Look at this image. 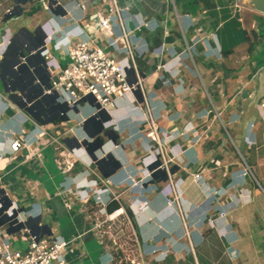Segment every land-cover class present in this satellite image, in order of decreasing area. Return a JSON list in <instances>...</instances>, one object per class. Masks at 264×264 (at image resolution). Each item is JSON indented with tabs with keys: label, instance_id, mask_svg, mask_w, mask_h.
<instances>
[{
	"label": "crops",
	"instance_id": "obj_1",
	"mask_svg": "<svg viewBox=\"0 0 264 264\" xmlns=\"http://www.w3.org/2000/svg\"><path fill=\"white\" fill-rule=\"evenodd\" d=\"M49 1L51 0H0V6H8L5 14L9 9L14 10L10 5L12 2L14 5L22 4L23 14L30 17L28 24L30 22L34 28L33 32L37 31L40 40L49 35L54 36V40L47 41L51 57H38L48 71H52L57 65L65 67L69 63L68 47L78 34L83 31L91 35L102 34L98 29L99 19L106 18L114 1L124 10L127 28L133 30L143 23L148 24L147 28H143L141 33L136 32L133 37L134 44L141 49V56L136 58L137 67L145 84H148L145 99L142 94L134 92L125 98H118L110 113L105 112L106 121L111 125L106 128L114 130L116 125L118 130H114L119 138L115 142L105 140L104 149L99 145L87 144L82 149H76L61 142H51L50 137L40 133L39 127L55 132L60 125H68L69 122H64L58 116L52 117L51 113L50 117L45 116L44 119V101L38 103L42 105L40 109L37 107L34 110L37 117L42 118L41 121L37 120L26 108H22L17 98L11 97L13 89L8 87L10 95L5 92L0 79V156L3 157L0 158V188L5 190V193H0L2 202L7 203L9 200L15 203L20 212L40 214L39 226L44 230L43 226H47L50 230V233L45 230L46 235L55 234L72 241L67 254L71 264V254H76V249L71 246L80 241L82 252H78V264H110L109 256L100 250L102 243L91 230V218H85L82 210L76 211L74 206L83 201V196L89 199L93 189L102 193L105 202L103 201L101 210L106 209L108 212L105 205L108 206L113 201L118 204L121 202L113 200L115 194L112 197L104 187L119 184L126 190L122 197H130L134 204L127 212H131L130 220L146 251L143 264H237L244 257L243 253L246 254L247 261L241 260L243 264H264V192L259 190V186L264 183V111L260 106L264 102V13L257 11L250 0H242L241 9L234 6L235 0H56L63 6L66 14L55 16L50 13V19L43 17V9L37 10L34 7L42 2L50 12ZM82 5L86 9L83 10ZM18 13L19 9L16 8L14 14ZM85 15L88 20L79 24L75 18ZM103 32L114 36L110 30L103 29ZM7 36L8 31L3 38L5 42ZM19 39L18 37L17 42ZM188 45L192 47L193 54L188 51ZM4 48H0V62L4 60L6 75L10 70L9 60L18 47L14 44L3 58ZM150 77L153 78L151 82L148 80ZM199 78L205 81L211 90L209 96L212 95L217 103L215 114L227 118V130L231 126L233 128L234 124L238 125L235 127L238 138L235 139L245 146V154L249 155L250 162L257 164L255 176L258 187L252 186L251 178L246 180V176L242 174L228 176L229 165L225 166L222 176L212 182L208 171L203 173L199 170L200 177L203 178L200 183L192 174V177L188 174L181 175L176 184L183 201L181 217L175 207L168 205L172 195L171 188L159 183H151L154 186L146 187L144 191L138 187L133 188L131 179L124 173L118 175L119 170L106 177L109 170L103 168L102 158L109 156L115 163L119 161L125 173L132 171L131 166L143 164V160L146 162V157L141 159L140 156L145 153L143 149L147 148L142 145L143 135L151 132L152 127L145 111L138 105L144 106L143 102L147 101L150 102L148 112L152 117L155 114L156 121L164 129L180 122H171L169 117L174 118V111L180 112L181 107L183 108L182 123L187 126V131H191L186 135L187 141L183 139L180 142L185 150L183 161L188 165L195 162L194 169L191 168L195 171L201 163L200 157L204 149L203 145L196 147L191 141L197 137V125L214 113L209 108L208 99L204 106L202 103L196 104L197 100L201 102L204 99L199 89ZM46 81L43 78V82ZM166 83L169 85H165ZM174 88L181 93L175 92ZM211 99L213 100L212 97ZM193 100L195 105L190 103ZM238 100L241 101L237 107L239 112L236 113L234 105ZM171 101L174 106L169 105ZM226 101L228 103L225 104ZM227 105L230 106L226 111L224 108ZM83 106V109L72 113L74 120L80 121L93 116L94 108L85 104ZM234 120L236 122L232 123ZM95 126L98 133L99 124L96 120L89 123L86 132L91 135L96 131ZM113 134L111 136L114 137ZM14 135L21 140L25 139L27 144L18 153L12 152L10 148L9 137ZM130 135L132 143L137 146L134 147L127 141L124 143L123 139ZM221 137L224 138H221L223 142L219 148L225 151L228 158L219 153L212 162L217 163L223 159L228 164L233 150H230L225 140L227 137ZM206 145L207 152L214 149L212 142ZM79 161L86 164L87 168L81 170ZM151 161L152 159L148 163ZM83 187L89 190L80 192ZM224 187L228 189L225 190ZM207 188L210 192L213 188V193L207 194ZM217 190H221L219 201H215L213 196ZM235 191L239 194L230 197ZM208 195H212V203L205 200ZM225 198L226 202L223 201ZM213 212L215 216L209 228L215 230L217 238L213 240L211 251L201 250L199 256L196 248L201 249L210 238L203 236L201 230L209 223L205 218ZM221 212H226L225 218L220 216ZM258 215L261 225L254 222ZM184 225L187 231L184 230ZM5 226H0V234L6 229ZM8 229L9 227L7 232ZM160 245L166 246L168 254L152 256L149 252L153 246Z\"/></svg>",
	"mask_w": 264,
	"mask_h": 264
},
{
	"label": "built area",
	"instance_id": "obj_2",
	"mask_svg": "<svg viewBox=\"0 0 264 264\" xmlns=\"http://www.w3.org/2000/svg\"><path fill=\"white\" fill-rule=\"evenodd\" d=\"M234 3L237 9L243 7L242 0H235ZM60 5L57 1L53 7L58 8ZM81 8L86 9L84 5ZM12 12L13 10L9 9L6 13L12 14ZM86 16L75 19L80 24L88 20ZM26 22L28 25V21ZM98 26L101 35H91L85 31L78 34L68 47L69 63L65 67L57 65L52 71H48L44 63L39 62L38 57H51L47 41L54 40L53 35L40 40L37 31L33 32L29 27L15 32L8 28L7 40L2 41L0 48L5 47L4 58L5 53L9 52L14 44L18 47L9 60L10 70L6 77L11 88L18 87L19 92L16 91V98L20 104L31 106L37 103L41 99V91H44V94L50 97L48 103L44 101L43 109L48 114L46 117H50L52 110L57 109L58 116L69 117L68 122L70 123L74 120L72 118V113L75 114L74 109H83V104L92 106L94 108L92 115L95 116L100 112L110 113L118 98H125L137 91H141L142 96L145 97L143 86L145 79L136 63V58L141 56V49L134 44L133 37L136 32L141 33L143 28H147L148 24L143 23L133 30L127 28L122 10L114 1L106 18L99 19ZM103 29L110 30L114 36H108ZM16 34L18 35L13 41L12 48L8 50L11 39ZM18 37L20 39L17 42ZM188 51L193 54V49L189 45ZM119 53L125 56L119 58ZM25 64L26 67H24ZM43 78L47 81L43 82ZM84 99L88 102L82 103ZM260 106L264 111V102ZM87 119L74 120L71 128L77 125L82 126ZM39 128L42 135L50 133L43 127ZM94 129L96 134V126ZM98 135L97 133L96 136ZM9 139L10 148L14 153L27 147L25 139L21 140L15 135ZM0 158L3 157L0 156ZM215 192V201H217L220 194L219 191ZM101 194L96 193L95 195L99 199ZM2 203L3 205H0L3 209L1 215L4 214L10 218L5 225L14 230V233L1 231L0 264H71L67 254L72 241H67L55 234L46 235L45 230L38 223L40 214L20 212L19 207L13 202L9 206L6 202ZM104 210L108 213L106 209ZM119 210L121 208L108 213V216L113 219ZM220 216L225 218L226 212H221ZM1 218L2 216L0 221Z\"/></svg>",
	"mask_w": 264,
	"mask_h": 264
},
{
	"label": "rangeland",
	"instance_id": "obj_3",
	"mask_svg": "<svg viewBox=\"0 0 264 264\" xmlns=\"http://www.w3.org/2000/svg\"><path fill=\"white\" fill-rule=\"evenodd\" d=\"M10 5L15 7L14 2H12ZM7 7L8 6H5V5L0 6V20L5 17L4 11ZM34 7H35V9L37 8V10L43 9L44 10V13L42 14L43 17L51 19L50 12H48L46 10V7L42 2H38ZM123 11H122V16L125 19ZM26 21H30V17L27 16V14L23 15L18 20H16V18H14V20L11 19L9 22V27L14 32L19 31L21 28H28V27L33 30L34 28L30 25V22L27 25ZM52 22H54V21L52 20ZM1 26H2V24H1ZM119 54H120L119 58H122L125 56L122 53H119ZM153 76H154V74H153ZM148 80H149V82H151L153 80V78L150 77ZM198 82H199V89L204 96L202 98H204V99L201 100V102H199L197 100L196 104L202 103L204 106L206 104V102L208 101L209 106H210L209 107L210 110H212L214 112L212 115H209V117L207 119H205L203 122H201L199 125H197V127L195 129V134H197V137L193 141L190 140L191 143L193 145H195L196 147H199L200 144L203 145L202 146L204 149L203 155L200 157L201 163L198 164V165H202V166L197 165V169L195 171H193L191 168L194 167L195 162L193 164L188 165L187 163H184V161H183L185 150H183V148H182L183 146L181 145L180 142L183 141V139H186V141H187L186 135L188 133H191V131H187V129H186L187 126H185L182 123V120H184V117L182 116V114L184 112L182 110L183 108L181 107L180 112L174 111V113L172 114L173 115L172 117H174V118H171V116L169 117L171 122L177 120V121H180L181 123L179 122L177 125L172 126L171 128L164 129L159 124V122L156 121L157 118L155 117V114L153 113L154 115L152 117L151 114L148 112V111H150V109L148 107V104L150 102L144 101L143 102L144 106H142L143 104H140V105H138V107L145 111V114L149 118V124L152 127V131H153V134H151V132H148L146 134V132H145L146 135L145 134H144L145 136L143 135L144 141H143L142 145L146 146L147 148L143 149V150H145V153L143 155H140V156H141V159L146 157V162L143 160V162H142L143 164H136L134 166H131L132 171L128 172V173L123 172L124 168L118 169L119 170L118 175L124 173V174H126L127 178L131 179L130 184H132L133 188L138 187L140 190L144 191L145 189L154 186L155 183L163 184V185L167 186V188H171L172 189V195H171L170 201H169L170 205L172 207L176 208V210L180 213L181 217H182V214H181L180 210H181V207L183 206L182 205L183 201L181 200V197H180V194L178 193L177 185H176L177 182L180 180L179 178L181 175L185 176L186 174H188L189 176H191V174H192L193 178L198 183H200L203 178L200 177L201 173L199 172V170H202L203 173L208 171V172H210V180H211L210 182H212L214 179L216 180V179L220 178L219 176H222L221 173H223V171L226 170L225 166L229 165V167H228L229 171H227L228 176L232 177V175L237 174V173L242 174V176H246L245 177L246 180L249 177L251 178L252 186L258 187V182L256 180L257 178L255 176V175H257V169H256L257 164L250 162V159L248 157L249 155L245 154V150H246L245 146L242 143L237 142V140L235 139V138H238L237 137V128H235L238 125L234 124L233 128L231 126L232 129L230 128V130H227L226 127H227V125L229 126V124L226 122L227 118L221 117L219 114H215V111L217 112V110H216L217 103H215V99L212 95L209 96V91L211 92V90H209V87L205 84V81L203 79L199 78ZM147 85L148 84H145V81H144V84H143L144 94H146ZM165 85H169V84L166 83ZM172 85L173 84H171V87L173 88ZM174 91L179 92V90H177V88H174ZM136 93L142 94L141 91H137ZM180 93H181V91L179 92V94ZM7 94L10 95L9 93H7ZM211 97L213 98V100L211 99ZM142 98L145 99L144 96H142ZM206 99H208V100L206 101ZM240 101L241 100H238L234 105L236 113L239 112L238 111L239 109L237 107H239L238 104ZM180 103L182 104L183 102L180 101ZM190 103L195 105L194 100ZM226 103H228V102L226 101L225 104ZM169 105L174 106L172 101L169 102ZM228 106H230V105H227V107H225L224 110L227 111ZM179 108L180 107H178V109ZM231 108L232 107H230V109ZM179 113L181 114V117L179 116L180 115ZM95 116L96 117H95V119H93V121L96 120L97 123L99 124V126L101 124H103L104 129H107L106 128L107 126L108 127L111 126L110 123H108L106 121L107 116L104 112H100L99 114H96ZM66 118L67 117L64 116L62 120L64 122L67 121ZM73 122H74V120L71 121L70 124H68L69 126L66 123H63L62 125H60V128H58L57 130L55 129V132L50 131L51 134H47L45 136H48V138L50 137L51 142H54V143H58V142L60 143L61 142L62 144H66L67 146H73V147H76V149L77 148L82 149V148H84L83 142L85 140L92 141L93 138H91V135H93L95 137L97 132L95 134L93 131L90 135L85 131L83 126H76L75 128H71V125H74ZM232 123H235V122H232ZM47 127H48V125H47ZM63 128H65V129L63 130ZM160 128H162L163 130ZM192 129H194V128H190V130H192ZM107 130L110 133V135H112L113 133H114L113 135H116L114 130L118 131L116 128V125L114 126V130L111 128H108ZM224 135L227 137V138H225V140H226L230 150H233V151H231V157H229L230 161L227 159L228 157L225 156L226 155L224 153L225 151L221 150L219 148V146H221L220 143L223 142V141H221V138H222L221 136H224ZM153 136H154V138H152ZM223 138H222V140H223ZM105 140L110 141L109 139H105ZM123 141H124V143L126 141L132 143L131 135L126 137L125 139H123ZM147 142L150 143V145ZM208 142H212V144L214 145V149L212 151L207 152L206 148L208 147V145H206V144ZM227 144L225 143V145H227ZM132 146L135 147V146H137V144H134V142H133ZM223 146H224V144L222 145V149H223ZM76 149H75V151H76ZM102 149H104V146L102 147ZM190 150H192V148ZM71 151H73V149ZM219 153L223 154L225 157H227L225 159H227L229 161L228 164H226L223 159L220 160V162L217 161V163L212 162V160L215 159V157H217L219 155ZM106 155H109V154H106ZM108 157L109 156H106V158L103 157L102 162L103 161L111 162V164H112L111 167H114L116 165V163L113 160H110ZM150 159H152V161L156 160V162L151 161V163H148V161ZM78 163H80L81 170H84L87 168L86 164L81 163L80 161ZM136 163H138V162H136ZM152 163L157 164V166L153 170H150L149 167L152 165ZM232 170H233V172H232ZM153 174H154V176H153ZM215 174H217L218 176ZM244 174H246V175H244ZM152 176H153V178H152ZM224 176H223V178H224ZM165 178H167V179H165ZM152 179L154 182L151 181ZM246 180H245V182H246ZM222 182L225 183L224 180ZM245 182H243V184ZM151 183H154V185ZM102 185H101V187H102ZM262 186H259V190L264 192V183H262ZM224 188H225V190L228 189L226 187H224ZM240 188H242V187H240ZM85 189L86 188L83 187L80 190V192H87L89 190V188L86 190ZM100 189H103V188H100ZM104 190L107 191L108 193H110L111 196L114 193L115 199H113V200L118 199L121 202L120 204L122 205L121 209L124 207L122 209L123 212L118 217L111 219L108 216V213L101 210L103 208V201L105 202V199H103L102 196H100V198L98 199L97 195H95V194L101 193V192H98L97 190H93V189L91 191V197H88L89 199H86L87 196H83L82 197L83 201L79 202V204H75L74 207H75L76 211H77V209L82 210V215L85 218H87V217L91 218V220H92L91 230L93 233H95L99 242L102 243L101 244L102 248H101V246H99L100 250L102 252H104V255L107 254L109 256L108 258L111 261L110 264H143L144 263L143 262V256H145L144 254L146 251H144L143 246H141L142 245L141 240L138 237V235L136 233V229H135L134 225L132 224V221L130 220V217H129L130 215L127 212V211H129V209H131L130 206L133 204V203H131V198L126 197V196L122 197L123 193H125L126 190H124V188H122V186H120L119 184H116L113 186H111V184H108L107 186L104 187ZM212 191H213V188H211V192H210V189L207 188V194L213 193ZM217 191H219V190H217ZM220 191H219V193H220ZM235 194L238 195L239 192L235 191L234 194H230V197L234 196ZM210 196H212V195H210ZM210 196L208 195V198L206 197L205 200L210 201L212 203V199ZM213 196H215V195H213ZM219 200L220 199H218V201ZM223 201L226 202V198ZM182 209H183V207H182ZM22 215H21V217H22ZM1 216H2V218H1L0 222H6V224H7V222L9 221L10 218L6 217L4 214L1 215V213H0V217ZM214 216H215V212H213L212 214L209 213V217L205 218V219H207V221H209V223H207L208 225L205 226V228H203L201 230V232H202L203 236L210 237V238L206 241V243L203 245V247L201 249L196 248V252L199 254V256H201V250L204 252H210L211 248H212L213 240H216L215 238H217L215 236L216 235L215 230L209 228V227H211ZM76 218H77V216H76ZM254 222L257 225H258V223H259V225H261L260 215H258L257 220H254ZM5 228L6 229H3L2 232L7 231L8 225H6ZM183 228H184V230H186V225H184ZM212 230H214L213 231L214 236H213ZM187 239L189 241V234L187 235ZM189 243H190V241H189ZM80 244H81V241L78 243L74 242V244L71 246V248L73 247L76 249V251H75L76 254H71L73 264H78L77 263V257H78V252L81 251L80 247H79ZM189 246L191 247V249L193 248L192 245H189ZM153 247L154 248L152 249V251L149 252L152 254V256H158V255L160 256L163 254H168V252L165 251L166 246L164 247V246L160 245L158 247L157 246H153ZM69 249H70V247H69ZM213 253H214V251H213ZM245 255L246 254L243 253L244 257L241 260L246 261ZM241 260L237 261V264H243V261H241Z\"/></svg>",
	"mask_w": 264,
	"mask_h": 264
},
{
	"label": "water",
	"instance_id": "obj_4",
	"mask_svg": "<svg viewBox=\"0 0 264 264\" xmlns=\"http://www.w3.org/2000/svg\"><path fill=\"white\" fill-rule=\"evenodd\" d=\"M57 1L56 0H51V1H49V4H48V10L50 11V13L51 14H53V15H55V16H57V15H61V16H64L65 14H66V11L64 10V8H63V6L62 5H60L58 8H54L53 7V4H55ZM250 4L257 10V11H259V12H262V13H264V0H250ZM19 9V13L18 14H14V11H15V9ZM23 11H24V8H23V5L22 4H19V3H16L15 4V7H14V10H13V12H12V14H8V13H6L5 14V17L3 18V19H1L0 20V44L2 43V41H3V37L5 36V34H6V31L8 30V28H9V22H10V20L11 19H13L14 20V18H16V20H18V19H20V17H22L24 14H23ZM1 24H2V26H1ZM42 28V27H41ZM22 29H25V28H22ZM17 35L18 34H16L12 39H11V44L9 45V48H8V50H10L11 48H12V45H13V41L16 39V37H17ZM47 37V36H46ZM7 50V51H8ZM3 64H4V60L3 61H1L0 62V79H1V81H2V83H3V86H4V88H5V92L6 93H9L10 92V90L8 89V87L10 88V89H13L12 91H13V93H11V97H13V98H15L16 99V96H17V94H16V89L17 88H11L10 87V83H9V80L8 79H6V75H5V71H4V68H3ZM24 67H26V64L24 65ZM247 93L245 92L244 93V95H246ZM40 95H41V99L37 102V103H35V104H32L31 106H26L25 104H21L22 105V108H26V110H28L29 112H30V114H32V116L34 117V118H36L37 120H39V121H41V119L42 118H39V117H37V115L34 113V110H35V108H36V105L38 104V103H41L42 101H44V98L46 97V96H48L47 94H44V91H41V93H40ZM81 102H88L87 101V99L85 100H82ZM67 111H70V109H67ZM74 112L76 113V112H78V109L76 108V109H74ZM47 114H45L44 116H42L44 119H45V116H46ZM58 117H60V116H58ZM95 117L96 116H92V117H90V118H88L85 122H84V124L82 125L83 127H84V129H85V131H87V127H88V125H89V123L91 122V121H93V119H95ZM60 118H63V117H60ZM70 118L69 117H67L66 118V120L68 121ZM44 123V122H43ZM98 136H93V135H91V138H93L92 139V141H88V140H85L84 142H83V144L85 145V144H88V145H91V146H94V145H96V144H94V141L95 140H97V139H100L101 140V142H100V144H99V147H103L104 145H105V139H109V140H112L113 142H115L116 140H117V138H118V135H115L114 137L113 136H111L110 135V133L108 132V130H105L104 129V125L103 124H101L100 126H99V132H98ZM112 155V154H111ZM121 166H122V164L118 161L117 163H116V165L112 168V169H110L109 170V173L108 174H106L105 176L106 177H109V176H111V175H113L119 168H121ZM153 176H154V174H153ZM153 176H152V178H153ZM165 179H167V178H165ZM152 182H154L153 181V179L151 180ZM0 193H5V190L4 189H2V188H0ZM8 198H6V200H7ZM11 204V202H9V200L7 201V206H9ZM0 205H3V203H2V199H0ZM5 205V204H4ZM6 207V206H5ZM3 209L2 208H0V213H1V211H2ZM40 219V218H39ZM6 224V222H1L0 223V226H3V225H5ZM44 228H45V230H47V231H49V233H50V230H49V228L47 227V226H43ZM8 232H9V234H12V233H14V230H11L10 228L8 229Z\"/></svg>",
	"mask_w": 264,
	"mask_h": 264
},
{
	"label": "flooded vegetation",
	"instance_id": "obj_5",
	"mask_svg": "<svg viewBox=\"0 0 264 264\" xmlns=\"http://www.w3.org/2000/svg\"><path fill=\"white\" fill-rule=\"evenodd\" d=\"M49 99H50V97H49V96H46V97L44 98V101H45L46 103H48V100H49ZM40 106H42V105L37 104L35 109H37V107H38V109H40V108H39ZM42 110H43V108H42ZM58 112H59V111H58L57 109H56V110H52V112H51L52 117H54V116H58ZM100 142H101V140H100V139H97V140L94 141V144L99 145ZM102 164H103V166H104L103 168H104L105 170H109V169H112V168H113V167H111V166H112L111 162H105V161H103Z\"/></svg>",
	"mask_w": 264,
	"mask_h": 264
},
{
	"label": "trees",
	"instance_id": "obj_6",
	"mask_svg": "<svg viewBox=\"0 0 264 264\" xmlns=\"http://www.w3.org/2000/svg\"><path fill=\"white\" fill-rule=\"evenodd\" d=\"M121 206L117 202L113 201L110 205L107 206L108 213H113L114 211L120 209ZM131 216V212L128 213ZM120 215V214H119Z\"/></svg>",
	"mask_w": 264,
	"mask_h": 264
},
{
	"label": "bare ground",
	"instance_id": "obj_7",
	"mask_svg": "<svg viewBox=\"0 0 264 264\" xmlns=\"http://www.w3.org/2000/svg\"><path fill=\"white\" fill-rule=\"evenodd\" d=\"M156 166H157V164H152L149 168H150V170H153ZM21 212H22V211H21ZM122 212H123L122 209L119 210V211L114 215V218H115V216H118V215L121 214Z\"/></svg>",
	"mask_w": 264,
	"mask_h": 264
}]
</instances>
